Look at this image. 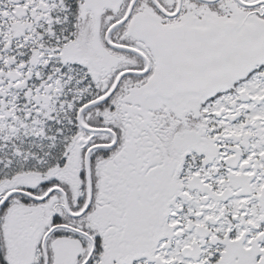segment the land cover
<instances>
[{"label": "snow or ice", "instance_id": "snow-or-ice-1", "mask_svg": "<svg viewBox=\"0 0 264 264\" xmlns=\"http://www.w3.org/2000/svg\"><path fill=\"white\" fill-rule=\"evenodd\" d=\"M0 264H264V0H0Z\"/></svg>", "mask_w": 264, "mask_h": 264}]
</instances>
